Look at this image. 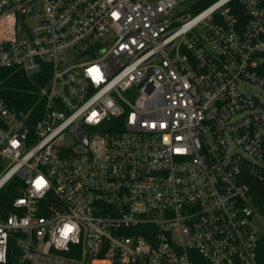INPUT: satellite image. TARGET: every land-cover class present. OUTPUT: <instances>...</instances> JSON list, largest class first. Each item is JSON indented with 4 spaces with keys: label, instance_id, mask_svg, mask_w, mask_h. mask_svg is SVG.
<instances>
[{
    "label": "built area",
    "instance_id": "2783aa9c",
    "mask_svg": "<svg viewBox=\"0 0 264 264\" xmlns=\"http://www.w3.org/2000/svg\"><path fill=\"white\" fill-rule=\"evenodd\" d=\"M6 70L0 264H264V0H0Z\"/></svg>",
    "mask_w": 264,
    "mask_h": 264
},
{
    "label": "trees",
    "instance_id": "16d2710c",
    "mask_svg": "<svg viewBox=\"0 0 264 264\" xmlns=\"http://www.w3.org/2000/svg\"><path fill=\"white\" fill-rule=\"evenodd\" d=\"M0 77L3 85L9 87L11 92L15 95H21L23 90L30 87V83L22 73H11V71L6 70L1 71ZM244 183L248 185L253 205L258 209L264 220V179L258 180L249 178ZM260 251L261 255L264 257V237L260 241Z\"/></svg>",
    "mask_w": 264,
    "mask_h": 264
},
{
    "label": "rangeland",
    "instance_id": "374dc122",
    "mask_svg": "<svg viewBox=\"0 0 264 264\" xmlns=\"http://www.w3.org/2000/svg\"><path fill=\"white\" fill-rule=\"evenodd\" d=\"M259 99L264 104V93L259 94ZM231 150L234 152L238 151L235 148H231ZM252 224L254 229L258 231L259 235L264 234V224L259 219L253 220Z\"/></svg>",
    "mask_w": 264,
    "mask_h": 264
},
{
    "label": "snow or ice",
    "instance_id": "6c2138e0",
    "mask_svg": "<svg viewBox=\"0 0 264 264\" xmlns=\"http://www.w3.org/2000/svg\"><path fill=\"white\" fill-rule=\"evenodd\" d=\"M42 183V182H41Z\"/></svg>",
    "mask_w": 264,
    "mask_h": 264
}]
</instances>
